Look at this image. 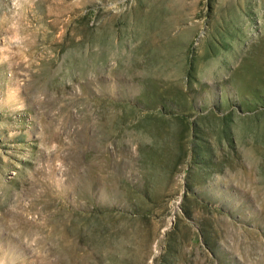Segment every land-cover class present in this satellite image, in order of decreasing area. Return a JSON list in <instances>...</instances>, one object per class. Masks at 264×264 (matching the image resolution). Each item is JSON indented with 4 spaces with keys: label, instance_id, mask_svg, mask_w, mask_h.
<instances>
[{
    "label": "rangeland",
    "instance_id": "obj_1",
    "mask_svg": "<svg viewBox=\"0 0 264 264\" xmlns=\"http://www.w3.org/2000/svg\"><path fill=\"white\" fill-rule=\"evenodd\" d=\"M0 264H264V0H0Z\"/></svg>",
    "mask_w": 264,
    "mask_h": 264
},
{
    "label": "clouds",
    "instance_id": "obj_2",
    "mask_svg": "<svg viewBox=\"0 0 264 264\" xmlns=\"http://www.w3.org/2000/svg\"><path fill=\"white\" fill-rule=\"evenodd\" d=\"M14 3L19 6V0H14Z\"/></svg>",
    "mask_w": 264,
    "mask_h": 264
}]
</instances>
